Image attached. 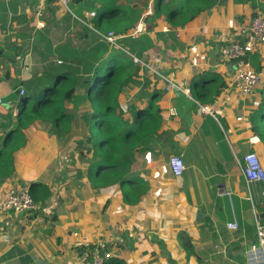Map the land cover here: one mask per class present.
Segmentation results:
<instances>
[{
	"label": "crops",
	"instance_id": "1",
	"mask_svg": "<svg viewBox=\"0 0 264 264\" xmlns=\"http://www.w3.org/2000/svg\"><path fill=\"white\" fill-rule=\"evenodd\" d=\"M255 2L254 9L249 0H218L184 26L163 14L153 21L147 33L153 42L143 52L148 67H140L138 83L124 89L118 108L132 118L134 106L146 107L155 90L160 94L162 127L147 149L135 153L132 167L149 185L140 205L125 203L116 185L90 186V155L78 148L89 133L85 109L68 103L73 127L65 137L40 120L24 128L26 145L14 152L15 174L0 180V192L31 182L46 192L34 211L0 214V264H85L76 240L102 245L128 264L247 263L257 218L264 223V185L248 187L239 159L256 151L264 165V143L252 126L254 114L262 119L264 78L253 94H241L231 85L235 63L221 56L220 47L234 39L240 24L264 12V0ZM89 11L86 0H71L69 11L58 0H0V96L9 98L0 105V148L18 112L10 98L19 81L54 77L62 45L79 49L98 41L78 21ZM153 14L147 6L137 22L143 31L134 38L144 34L145 18ZM256 53L264 74V43ZM213 74L220 76L218 95ZM161 76L190 84L201 76V99L168 89ZM197 102L215 105L220 113L207 114ZM173 155L184 159L182 176L172 172ZM235 221L239 228H229Z\"/></svg>",
	"mask_w": 264,
	"mask_h": 264
},
{
	"label": "trees",
	"instance_id": "2",
	"mask_svg": "<svg viewBox=\"0 0 264 264\" xmlns=\"http://www.w3.org/2000/svg\"><path fill=\"white\" fill-rule=\"evenodd\" d=\"M48 1V0H47ZM155 0L154 14L145 18V32L138 38H124L123 47L135 53L143 60V52L152 45V38L147 34L154 27L153 21L160 15L174 26H184L202 12L212 8L218 0ZM255 9L256 0H249ZM96 16L92 22L96 29L107 32L115 30L125 33L134 28L150 0H86ZM255 14V13H254ZM257 14V13H256ZM150 22L152 25H148ZM98 41L83 48L62 45L61 61L55 65L54 77L39 78L37 81H19L10 99L17 101V114L14 115L13 127L3 136L0 148V180L15 174L14 152L26 145L24 132L29 124L43 121L52 125V132L65 137L72 131L73 115L68 103L75 110L85 109L84 125L89 133L78 143L83 154H89L88 181L93 188L118 186L127 204L140 205L147 195L149 185L144 178L132 172L135 153L147 149L154 136L162 127L161 108L157 103L158 91H154L146 107H133L132 118L125 117L118 110L120 95L124 89L138 83L140 66L123 49L112 47L99 38ZM256 70L262 71V57L257 54L248 56ZM59 65V66H58ZM196 76L191 83L192 95L201 99L204 90L197 84ZM215 94L220 93V76L212 75ZM24 85V86H23ZM24 87V93L21 88ZM83 89V93L76 91ZM206 94L204 93L203 96ZM6 102V101H5ZM87 109V110H86ZM261 120L253 115V130L264 143V89L261 101ZM85 151V152H84ZM32 196L38 199L46 190L39 182L29 184ZM36 200V201H38ZM106 264H128L123 258L112 256Z\"/></svg>",
	"mask_w": 264,
	"mask_h": 264
},
{
	"label": "built area",
	"instance_id": "3",
	"mask_svg": "<svg viewBox=\"0 0 264 264\" xmlns=\"http://www.w3.org/2000/svg\"><path fill=\"white\" fill-rule=\"evenodd\" d=\"M47 0H40L43 5ZM64 7L70 10L71 0H58ZM179 4L180 0H177ZM155 0L148 6V12L153 13ZM38 13L41 15V11ZM96 16V11H89L85 16L78 17L84 26L95 30L99 38L109 43L112 47L123 49L128 55L133 58L134 64L141 68H147V63L138 57L135 53L123 47L121 40L124 38L137 37L143 31V24L139 23L128 32L121 33L115 30L107 32L96 29L93 25V18ZM264 43V12L259 11L248 22L242 23L236 29V35L233 40L227 42L220 47L221 56L231 62H234L236 69L234 72L231 85L237 89L241 94L251 95L258 88L259 84L264 78L262 71H258L249 60L250 54L256 53L259 45ZM58 63H62L58 60ZM168 89L180 90L187 96L193 98L191 91V84L188 79L174 81L167 76H161ZM25 88H21V93H24ZM201 110L214 117L220 113V110L215 105L202 104L197 102ZM3 97L0 96V105H5ZM239 163L242 167L246 183L250 188L255 183L264 185V165L261 157L256 151H249L245 153L240 159ZM170 167L174 176H182L186 165L181 155H173L170 157ZM232 196L231 191L225 192ZM262 205L264 206V187L261 190ZM40 207V203L32 196L30 187L23 185L18 188H8L5 192H0V214L4 212L12 213H27L34 211ZM257 239L251 242L247 249V263L246 264H264V223L257 218ZM229 228L238 229L239 223L237 221L228 223ZM75 246L80 250V261L85 264H106L113 254L106 247L99 244H92L89 241L77 240Z\"/></svg>",
	"mask_w": 264,
	"mask_h": 264
},
{
	"label": "rangeland",
	"instance_id": "4",
	"mask_svg": "<svg viewBox=\"0 0 264 264\" xmlns=\"http://www.w3.org/2000/svg\"><path fill=\"white\" fill-rule=\"evenodd\" d=\"M67 11H69L68 9H67ZM42 14H43V11H42ZM72 17V16H71ZM73 18V17H72ZM78 21L81 23V24H83L79 19H78ZM64 30H66V26L64 27ZM57 65V64H56ZM59 66V65H58ZM9 99V98H8ZM8 99H6V101L8 100ZM6 134V133H5ZM24 185H28L29 186V184H24ZM21 186H23V185H21ZM20 187V186H19ZM30 187V186H29ZM18 188V187H17ZM31 190V189H30ZM36 200H38V199H36ZM38 201H41V200H38ZM42 206V205H41ZM77 241V240H76ZM86 241V240H85Z\"/></svg>",
	"mask_w": 264,
	"mask_h": 264
},
{
	"label": "water",
	"instance_id": "5",
	"mask_svg": "<svg viewBox=\"0 0 264 264\" xmlns=\"http://www.w3.org/2000/svg\"><path fill=\"white\" fill-rule=\"evenodd\" d=\"M235 68H236V65H235Z\"/></svg>",
	"mask_w": 264,
	"mask_h": 264
}]
</instances>
